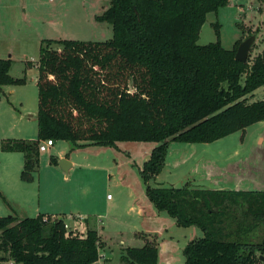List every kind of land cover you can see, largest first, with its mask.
Masks as SVG:
<instances>
[{
    "label": "trees",
    "instance_id": "16d2710c",
    "mask_svg": "<svg viewBox=\"0 0 264 264\" xmlns=\"http://www.w3.org/2000/svg\"><path fill=\"white\" fill-rule=\"evenodd\" d=\"M229 2L110 0L96 20L112 25V39L42 41L38 138L1 142L3 153L23 154L21 180H35L42 141H66L71 152L155 143L141 170L149 201L179 227L204 232L184 248L186 264L262 263L264 192L149 184L163 171L171 143H213L264 121V100L251 101L264 87V49L244 64L236 59L241 40L232 50L220 41L198 44L207 15ZM12 64L0 58V91L27 83L10 75ZM141 236L145 245L123 248L122 263L158 264L159 243ZM102 247L96 230L75 235L62 218L0 217V252L16 264H95Z\"/></svg>",
    "mask_w": 264,
    "mask_h": 264
},
{
    "label": "rangeland",
    "instance_id": "374dc122",
    "mask_svg": "<svg viewBox=\"0 0 264 264\" xmlns=\"http://www.w3.org/2000/svg\"><path fill=\"white\" fill-rule=\"evenodd\" d=\"M109 5L110 0H0V58L12 59L13 78L27 79L26 85L10 86L9 98L0 94L1 110H7L0 116V217L22 220L61 211L70 223V228L66 225L69 232H87L85 223L98 232L108 264H124L120 261L123 248H140L145 242L141 234L159 243L158 264H186L184 248L203 238L204 232L198 227H179L175 219L149 201L141 170L157 144L127 142L118 143L117 148L92 146L71 152L70 143L54 140L52 148L40 153L32 183L21 180L24 156L1 151L5 139L38 135L36 71L27 73L35 66L31 61L39 59L42 41L112 39V25L96 20ZM249 34L256 38L249 55L252 60L264 49V0H234L209 13L198 44L220 41L223 48L232 50ZM28 61L33 64L29 69ZM259 100H264V87L251 99ZM52 157L57 164L51 162ZM65 157L74 163L67 171L61 167ZM201 176L218 178L217 186L227 184L234 189L240 179L247 185L242 189L264 191V121L213 143H171L163 171L149 184L207 189L214 185L203 182ZM241 181L238 184L242 185ZM144 208L154 213L149 229L159 230V234L138 233L148 227L142 223ZM164 243L167 251L162 250ZM0 257L7 260L0 264H16L4 252Z\"/></svg>",
    "mask_w": 264,
    "mask_h": 264
},
{
    "label": "crops",
    "instance_id": "0c3cea01",
    "mask_svg": "<svg viewBox=\"0 0 264 264\" xmlns=\"http://www.w3.org/2000/svg\"><path fill=\"white\" fill-rule=\"evenodd\" d=\"M39 60V59H38ZM38 60H36V61H31V62H33V63H35V66H34V68L32 69V70H30V71H28V73L27 74H29L30 72H35L36 71V82H37V76H38V71H37V66H36V63L38 62ZM28 62H30V61H28ZM10 89V86H5V87H3L2 88V90L0 91V94L2 93V95L3 96H5V99H7V98H9V96H10V94H11V92H9L8 90ZM2 103H3V98H2V96L0 95V116L2 115V113H4V112H7V110H1L2 108ZM20 114H21V111H20ZM37 114H38V112H37ZM38 122V121H37ZM24 140H36L37 138H38V135H37V137H31V138H27V137H22ZM15 139V138H14ZM190 145H193V144H190ZM23 155V154H22ZM64 159H67L69 162L71 161L69 158H67V157H65ZM72 162V161H71ZM70 162V163H71ZM73 165H74V163L72 162L71 163V167H73ZM70 169V168H69ZM202 177V181L203 182H206V181H209V182H211V184H214L213 186H215V187H209V190H231V191H252V190H250V189H242V188H247V187H245V186H247V185H245V182H243L244 180H240V179H238V181H237V185H236V188L234 189V187H230L229 185H225V186H222L221 187V185H218L217 186V182H220V181H218V178H214V177H207V176H201ZM239 181H241L242 182V185H240V184H238L239 183ZM216 184V185H215ZM220 184V183H219ZM224 184H225V182H224ZM193 186H195V185H193ZM241 186H243V187H241ZM212 188V189H211ZM203 189H207V188H203ZM252 192H264V191H252ZM38 210H40V208H38ZM38 212H41V211H38ZM61 211H58V213L56 212V211H53V212H50V213H44L45 215H51L52 217H56V218H58V219H61L62 217H64V218H62L63 220H64V222H65V224L68 226V228H70V223L67 221V219L65 218L66 216H65V214H61L60 213ZM41 214V213H40ZM142 223H143V226L145 227V226H148L146 229H144L143 231H139L138 233H141V232H144V233H149V234H159V230L158 231H155V230H151V229H149V228H151V226H152V222H153V218H154V213L150 210V209H143V212H142ZM147 220H149V222L147 221ZM85 226H87L88 227V229H90L89 227H90V225L89 224H87V223H85ZM74 230V229H73ZM75 231V230H74ZM88 231V230H87ZM78 232L81 234V235H86V233L87 232H82V231H79L78 230ZM137 234V233H136ZM124 242V241H123ZM141 245V247H143L144 245H145V242H141L140 243ZM140 247V248H141ZM159 249H160V247H159ZM162 250L163 251H167L168 250V248H167V245H166V243H164L163 244V246H162ZM159 252H160V250H159ZM100 254H101V260L99 259V261L97 262V263H95V264H108L107 262L109 261V259L107 258V255H106V253H104V252H102V249H100ZM102 261V262H101Z\"/></svg>",
    "mask_w": 264,
    "mask_h": 264
},
{
    "label": "water",
    "instance_id": "95a60500",
    "mask_svg": "<svg viewBox=\"0 0 264 264\" xmlns=\"http://www.w3.org/2000/svg\"><path fill=\"white\" fill-rule=\"evenodd\" d=\"M256 38L251 36L242 42L237 50L236 59L244 64L248 63L250 51ZM61 167L67 171L71 167V163L67 159L61 160ZM262 262H264V257H261Z\"/></svg>",
    "mask_w": 264,
    "mask_h": 264
},
{
    "label": "built area",
    "instance_id": "2783aa9c",
    "mask_svg": "<svg viewBox=\"0 0 264 264\" xmlns=\"http://www.w3.org/2000/svg\"><path fill=\"white\" fill-rule=\"evenodd\" d=\"M230 1H234V0H230ZM244 8V7H243ZM250 9V8H248ZM55 145V141L54 140H46V141H42L40 142L39 145V152H46L48 151L50 148H52Z\"/></svg>",
    "mask_w": 264,
    "mask_h": 264
}]
</instances>
